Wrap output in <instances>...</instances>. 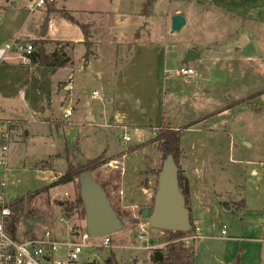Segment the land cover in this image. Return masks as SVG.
<instances>
[{
  "label": "rangeland",
  "instance_id": "374dc122",
  "mask_svg": "<svg viewBox=\"0 0 264 264\" xmlns=\"http://www.w3.org/2000/svg\"><path fill=\"white\" fill-rule=\"evenodd\" d=\"M143 1H55L56 7L71 10L76 19L89 24V53L84 54L82 43L72 52L71 93L78 95L68 118L62 116L71 105L68 98L61 105L55 99V116L60 119L55 124H27L10 110H0V118L16 123V127L9 121L5 128L0 125L6 134L0 145L7 144L11 169L5 199L31 194L26 203L30 212L19 217L13 234L51 228L61 241H80L68 228L85 231L79 208L68 215V225L60 220L62 201L78 195V179L41 188L61 176L65 154L78 164L100 156L103 163L91 171L93 179L104 187L120 217L136 221L128 220L112 233L110 245L83 248L78 264H106L110 254L118 264H152L151 251L163 245L168 233L150 227L140 211L153 202L162 156L152 139L163 116L180 132L184 156L179 163L187 170L181 175L189 184L187 204L199 228L188 235L202 236L184 241L195 251L194 264H264V0H227L230 5H224L222 12L211 6L217 0H197L200 4L192 6L189 0H155L149 15L140 13ZM201 9L209 10L214 19L202 24ZM175 10L190 14L182 29L170 32ZM55 20L54 35L82 38L77 25L60 17ZM236 35L238 40L247 36L239 49L211 50ZM185 44L205 50L194 61L177 63L175 54ZM88 59L91 62L83 67ZM181 66L193 68L195 74H180ZM94 90L96 96L91 95ZM87 114L94 119H87ZM123 134L129 139L123 140ZM118 187L134 191L126 201L137 205L130 215L120 206ZM143 187L150 190L148 202ZM223 224L225 237L220 233Z\"/></svg>",
  "mask_w": 264,
  "mask_h": 264
},
{
  "label": "crops",
  "instance_id": "0c3cea01",
  "mask_svg": "<svg viewBox=\"0 0 264 264\" xmlns=\"http://www.w3.org/2000/svg\"><path fill=\"white\" fill-rule=\"evenodd\" d=\"M24 1L25 2L23 3L22 0H18V2L17 0H0V45L9 41H13V39L21 40L19 38L20 35H25L30 39L22 41H25L26 43L30 42L33 46V51L30 57L28 58H25L23 56V52L21 50L17 48H12V50L8 52L6 58L0 62V110H10L12 113L17 115L19 120H22L27 124L40 123L45 125L50 123H59L60 121H56L60 119L58 118V116H55L56 111L54 107V102L55 99H57L61 105L62 99L64 100L68 98L71 105H68L66 108L71 107V109L73 110L72 103L74 102L75 96L78 94L76 92L71 93V91L74 89L73 79L75 78V69L73 65L74 59L72 52L75 51L76 47L79 44L82 43L83 46L84 44L83 34L82 38L78 37L75 40H72L66 36L54 35L55 32H58V29H56L58 22L55 19L58 17L64 18V20H67L72 24L74 23L70 20V17L79 22L81 21L75 18L74 12H72L71 10L65 7H56V0H54L52 3H46L44 8H40L38 12H35L34 10L31 11L28 9L31 0ZM189 1L190 6L198 3L200 4V2H198L197 0ZM224 5L228 7L230 5V2H228L227 0H217V3L211 6L221 10L222 12L223 9H225ZM63 10H67V13H64ZM201 11V23L203 24L207 18H211L213 15H211V13H208L210 11L207 9H201ZM174 13H181L185 17L187 23V13L190 14V10H187L186 14L179 10H175ZM46 16H48V25L43 31L42 23ZM63 22V20L60 21V24H63ZM238 37L239 36L236 35L234 36V38L228 40L225 44H221V48L219 46H215L216 48H211V50L221 52L233 47L235 49H239L243 42L239 44H234L232 47H228L230 43H236ZM40 38L47 41L42 44V49L45 53L64 51L67 55H69L70 62L64 66L57 68H51L48 65L40 63L37 45L33 43L35 39ZM246 40L247 36L245 35L243 41ZM109 44L111 45L113 43L109 42ZM185 45L186 46L183 47V50L181 52L175 54L177 58V63H180V60L184 56L185 50L187 48H194L196 50H199L198 47L199 45H201V43H199V45L197 44L196 47L195 45L191 44ZM204 50L205 48L203 47L202 50L199 51V57L201 52H203ZM90 62V59H88L85 64L83 62V67L88 65ZM199 85L202 86L201 83ZM107 101L111 100L107 99ZM87 105L88 103L86 102L85 106ZM86 117L87 119L90 118V121L94 119L93 116L90 114H87ZM8 121L13 124L14 127H16V123L15 121H13V119L4 120L3 118H0V125H3L5 128L6 123ZM26 133L28 134L29 130H27L25 134ZM127 151L129 152L130 149ZM183 172H187L185 167ZM252 173H255V170H252ZM117 189H119L118 192H120L121 194L120 206L127 211L128 215H130L131 213H133V210L137 205L135 203L126 204V201H129V196L134 194V191L126 193L122 187H118ZM141 191L143 193L146 192V194H144V202H148L150 198L149 188L143 187L141 188ZM189 194H191V191H189ZM191 198H193L192 195L190 196V200ZM195 199L198 200L196 196ZM221 236L225 237L226 234ZM198 237L202 236L198 234ZM185 240L186 239H183V241Z\"/></svg>",
  "mask_w": 264,
  "mask_h": 264
},
{
  "label": "trees",
  "instance_id": "16d2710c",
  "mask_svg": "<svg viewBox=\"0 0 264 264\" xmlns=\"http://www.w3.org/2000/svg\"><path fill=\"white\" fill-rule=\"evenodd\" d=\"M155 0H144L141 4L140 13L142 15H149L152 11V6ZM70 20L81 29L83 34V44L86 48L85 55L89 53V24L79 22L70 17ZM48 21V16L44 18L42 30L44 31ZM44 39H35L34 44L37 45V51L39 52V60L40 63L44 65H48L51 68H57L66 65L70 62V57L64 51L45 53L42 49V44H44ZM258 93V92H257ZM256 94V93H255ZM229 106H226L224 109H227ZM191 124V123H190ZM188 124V125H190ZM179 131L178 129L171 126L170 123L163 121V116H161L160 124L158 126L157 134L153 137V141H157V149L161 153L162 161L166 156L171 155L178 167L177 170V183L181 193L184 196L185 205L189 209L188 206V182L185 176L183 175L182 165L179 163L180 157H182L181 153L183 149L179 145ZM64 160L66 163L65 170L59 175L58 178L52 181L50 184L43 186L41 189H47L49 187L64 184L67 182H72L74 178H77L81 173L92 171L97 168L101 163H103V159L100 156L89 159L84 163H76L73 162L68 154L64 155ZM162 165V163H161ZM160 165V166H161ZM162 167V166H161ZM157 173L159 172L160 168ZM182 174V175H181ZM157 184V181H156ZM155 190V187H154ZM31 198V194H27L25 197L20 196L14 198L12 201H9V207L11 209V214L7 218V227L10 230H15V224L19 220L21 215H28L30 210L26 209V203ZM71 201H62V206H64V215L68 216L74 209L79 208V213L81 216H84V208L82 204V199L78 195ZM153 198V196H152ZM190 210V209H189ZM130 221H136V218L130 217ZM192 216L190 214V224L191 228L188 231H167L168 235L162 240L163 245L161 247H154L149 255V259L152 264H194L195 259V251L192 247L186 246L183 238L187 236L195 227L193 223ZM28 227V226H27ZM30 229L26 231V234H30ZM106 264H118L114 259L113 255L110 254L105 258Z\"/></svg>",
  "mask_w": 264,
  "mask_h": 264
},
{
  "label": "water",
  "instance_id": "95a60500",
  "mask_svg": "<svg viewBox=\"0 0 264 264\" xmlns=\"http://www.w3.org/2000/svg\"><path fill=\"white\" fill-rule=\"evenodd\" d=\"M185 17L181 13L171 16L170 32H176L185 25ZM244 40L241 37L236 43ZM226 48V47H224ZM222 48V49H224ZM187 48L180 63H188L199 58V51ZM184 156V155H182ZM162 167L157 173V184L153 193L152 205L144 206L140 216L147 224L156 229L169 231H188L191 228L190 210L185 205L184 196L177 183L178 167L171 155L162 161ZM79 196L82 199L85 216V232L90 237L111 235L122 229L130 217H120L115 211L106 190L93 179L91 172H83L78 177Z\"/></svg>",
  "mask_w": 264,
  "mask_h": 264
},
{
  "label": "built area",
  "instance_id": "2783aa9c",
  "mask_svg": "<svg viewBox=\"0 0 264 264\" xmlns=\"http://www.w3.org/2000/svg\"><path fill=\"white\" fill-rule=\"evenodd\" d=\"M52 2L53 0H31L28 9L33 11L36 7H41L45 2ZM12 48H17L23 52L25 58L30 57L33 46L19 39L6 42L0 45V62L4 60ZM179 73L182 75H194L195 70L191 67H179ZM92 96L97 95V91L91 93ZM72 113L71 107L65 109L63 116L69 117ZM0 138L5 139L6 134L0 132ZM123 140H128L127 134L122 135ZM7 144L0 145V264H78L80 253L83 248H102L111 244L110 235H102L90 237L85 231L81 234L78 230L71 228V233L80 237V241L71 239L61 241L57 238L51 228H43L41 233L26 234L23 233L17 237L13 234L15 230H10L7 227V218L11 214L9 201L5 199L4 189L6 178L10 173V167L6 158ZM60 217L63 224H69V216ZM138 237H143L142 225ZM226 226H221L220 233L226 234ZM195 231H199L198 226L194 227ZM198 237L196 235H187L186 238ZM187 246V244H185ZM60 251V254H59ZM84 264H89L84 262Z\"/></svg>",
  "mask_w": 264,
  "mask_h": 264
},
{
  "label": "flooded vegetation",
  "instance_id": "af4514ba",
  "mask_svg": "<svg viewBox=\"0 0 264 264\" xmlns=\"http://www.w3.org/2000/svg\"><path fill=\"white\" fill-rule=\"evenodd\" d=\"M182 169H184V166L182 167ZM145 206H149L150 207V205H145Z\"/></svg>",
  "mask_w": 264,
  "mask_h": 264
}]
</instances>
